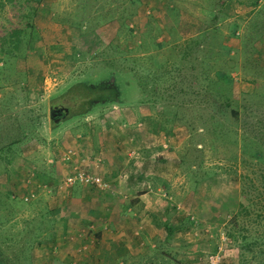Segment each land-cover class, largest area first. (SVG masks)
Masks as SVG:
<instances>
[{"label":"rangeland","instance_id":"obj_1","mask_svg":"<svg viewBox=\"0 0 264 264\" xmlns=\"http://www.w3.org/2000/svg\"><path fill=\"white\" fill-rule=\"evenodd\" d=\"M13 22L0 264H65L72 239L103 264H264V0L6 1ZM77 81L120 100L69 116Z\"/></svg>","mask_w":264,"mask_h":264},{"label":"trees","instance_id":"obj_2","mask_svg":"<svg viewBox=\"0 0 264 264\" xmlns=\"http://www.w3.org/2000/svg\"><path fill=\"white\" fill-rule=\"evenodd\" d=\"M6 1H16V0H0V5L4 6ZM81 27L84 23L81 22ZM23 32V28H20L16 23H11L10 25H0V48H3L5 44L17 47L20 42V35ZM106 81V80H105ZM103 82L96 83V86L86 81L73 82L61 98H69L75 103V112L70 111L69 116H76L83 112L88 111L90 108L87 105L91 104L94 99L113 101L120 100L118 98L119 90L115 89V84L110 81L106 82V86H103ZM104 87V88H103ZM121 92V88H120ZM88 103V104H87ZM61 106H53L51 112L56 109H60ZM73 107V106H72ZM82 109V110H79ZM66 116V117H69Z\"/></svg>","mask_w":264,"mask_h":264},{"label":"crops","instance_id":"obj_3","mask_svg":"<svg viewBox=\"0 0 264 264\" xmlns=\"http://www.w3.org/2000/svg\"><path fill=\"white\" fill-rule=\"evenodd\" d=\"M71 124H73V123H69V125H71ZM75 124V123H74ZM83 141V140H82ZM80 142V141H79ZM80 145V144H79ZM74 156V155H73ZM76 156V155H75ZM84 192V196L85 197H83L82 198V200H84V199H87V200H89V199H91V198H93V195H92V193L91 192H88V189H87V191H83ZM89 193V195H87V197H86V194L85 193ZM90 193H91V198H88L89 196H90ZM73 199V198H72ZM99 199H100V197H99ZM74 209V208H73ZM71 210V209H70ZM70 212H73V213H70L72 216L71 217H76V216H78V213L80 212L79 210H76V209H74V211H70ZM103 213V212H102ZM104 214V213H103ZM80 223H77V226L79 225ZM64 225L65 226H68L69 225V221H64ZM76 227V226H75ZM101 228V227H100ZM87 230H89V229H87ZM98 230V229H97ZM93 230H92V234H93ZM104 232L105 231H102V238L101 239H99V241H98V239L97 238H95L96 239V245L98 244V245H100L101 243H104V241L106 242L107 241V238L105 237V240H103V235H105L104 234ZM61 232H59V233H57V235H63V234H60ZM92 234L89 236V234L86 236V238L89 236L90 238H92V241L91 242H95V239L92 237ZM100 233L98 232V231H96V233L94 234L95 236L96 235H99ZM70 236V235H69ZM70 238H71V236H70ZM80 242H82L81 241V239H72L71 241H70V247L72 248V250L70 251L71 253L70 254H66L65 255V258H63V260H65L66 261V263L65 264H72L71 262L73 261V260H81V262L80 263H78V264H103L104 263V260H106L107 259V257L105 256V255H103L102 253H99V251H89V249L88 250H86V249H83V248H86L87 246H89V245H85V244H82V243H80ZM111 243V242H110ZM69 247V248H70ZM81 247H83V248H81ZM93 247H95V246H93ZM89 248V247H88ZM80 251L78 254L80 255L81 254V256L80 257H78V254H77V251ZM105 251V250H104ZM115 258V257H114Z\"/></svg>","mask_w":264,"mask_h":264},{"label":"flooded vegetation","instance_id":"obj_4","mask_svg":"<svg viewBox=\"0 0 264 264\" xmlns=\"http://www.w3.org/2000/svg\"><path fill=\"white\" fill-rule=\"evenodd\" d=\"M115 89L118 90V85L115 84ZM52 113V119H56V118H59V117H63L65 114L68 113L67 109L65 107H60V109H56L55 108V111L51 112Z\"/></svg>","mask_w":264,"mask_h":264},{"label":"built area","instance_id":"obj_5","mask_svg":"<svg viewBox=\"0 0 264 264\" xmlns=\"http://www.w3.org/2000/svg\"><path fill=\"white\" fill-rule=\"evenodd\" d=\"M83 178V176L80 174V179H82ZM84 180H92V178H90V177H85V178H83ZM95 181H96V183H98L99 181H98V179H94ZM69 181H71V178H69ZM26 198V197H25ZM27 199V198H26Z\"/></svg>","mask_w":264,"mask_h":264},{"label":"water","instance_id":"obj_6","mask_svg":"<svg viewBox=\"0 0 264 264\" xmlns=\"http://www.w3.org/2000/svg\"><path fill=\"white\" fill-rule=\"evenodd\" d=\"M50 116L52 117V113H50ZM55 121H58V118H56Z\"/></svg>","mask_w":264,"mask_h":264}]
</instances>
